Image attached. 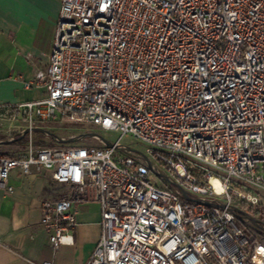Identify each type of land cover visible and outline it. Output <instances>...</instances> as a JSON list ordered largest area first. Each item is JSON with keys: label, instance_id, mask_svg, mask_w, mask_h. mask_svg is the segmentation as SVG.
Returning <instances> with one entry per match:
<instances>
[{"label": "built area", "instance_id": "2783aa9c", "mask_svg": "<svg viewBox=\"0 0 264 264\" xmlns=\"http://www.w3.org/2000/svg\"><path fill=\"white\" fill-rule=\"evenodd\" d=\"M60 2L48 66L24 82L44 98L1 106L23 121L27 150L0 157V189L12 192L16 169L73 188L41 204L53 251L73 245V205L98 203L101 237L86 264H264V241L232 212L252 209L264 224V0ZM52 122L118 137L112 147L36 149L33 129ZM127 136L157 172L213 206L150 181L141 159L118 153Z\"/></svg>", "mask_w": 264, "mask_h": 264}, {"label": "crops", "instance_id": "0c3cea01", "mask_svg": "<svg viewBox=\"0 0 264 264\" xmlns=\"http://www.w3.org/2000/svg\"><path fill=\"white\" fill-rule=\"evenodd\" d=\"M60 7V0H15L0 9V142L17 139L24 124L21 119L11 123L1 106L45 96L42 88L25 89L24 82L33 80L37 71H45L48 66ZM44 126L41 128L50 131L47 124ZM37 134L40 133H34L36 149L40 148ZM20 141L0 145V156L23 157L27 143ZM7 186L12 192L0 189V264L87 263L101 237L98 203L73 205V245H62L53 251L40 225L41 204L68 197L73 188L52 180L50 172L33 171L24 176L18 169L10 172Z\"/></svg>", "mask_w": 264, "mask_h": 264}, {"label": "water", "instance_id": "95a60500", "mask_svg": "<svg viewBox=\"0 0 264 264\" xmlns=\"http://www.w3.org/2000/svg\"><path fill=\"white\" fill-rule=\"evenodd\" d=\"M33 131L35 133H40L42 135H45L46 137L50 138L51 140H53L56 143L59 144H75L78 142H81L83 140H86L88 138H93L96 139L98 141H100L105 147H112L114 146L113 143L107 141L106 139L100 137L97 134H80L78 136H74V137H70L68 139H61L56 137L54 134H52L49 130L43 129V128H35L33 129ZM27 134V131L23 132V134H21L17 139H9V140H5V141H1L0 145L2 144H9V143H13V142H17L22 140L25 135ZM116 148L120 151H125L128 153L133 154L134 156H136L137 158L141 159L148 167L149 171L156 177L160 178L162 181H164L165 184H167L168 186L175 188L179 191V193L181 194V196L183 197L184 200L186 201H190V202H196V203H201L207 206H213L212 203L210 202H205V201H200V200H196L191 198L187 192H185L184 190H182L174 181H172L169 177L165 176L162 173L157 172L152 163L150 162V160L143 154V152H140L138 150L126 147V146H116ZM208 183L212 186L214 192L216 194H222L223 190L221 187V184L219 182L218 179L216 178H211ZM232 212L237 216L238 219H243L247 222H249L250 224H252L256 229H258L260 232H262L264 234V224L257 220L256 218L250 216L247 212L243 211L242 209L239 208H232Z\"/></svg>", "mask_w": 264, "mask_h": 264}, {"label": "rangeland", "instance_id": "374dc122", "mask_svg": "<svg viewBox=\"0 0 264 264\" xmlns=\"http://www.w3.org/2000/svg\"><path fill=\"white\" fill-rule=\"evenodd\" d=\"M42 127H45V126L42 125ZM47 127L50 129V132L52 134H54L56 137L61 138V139H68L70 137L78 136L80 134H88V133L97 134L109 142H114L118 137V134H116L115 132L102 131L100 128L93 127V126L85 127V126L74 125L70 123L52 122V123L47 124ZM49 141H51V139H47L46 141L48 144L46 145L47 147L50 146V147L69 148V147H101L102 146L100 141L93 139V138H88L86 140H83L75 144H59L56 142L49 144L48 143ZM122 145L138 150L140 152L144 151V145H142L141 143L137 142L136 140L128 136L123 139ZM118 153L120 155H123V153L120 152L119 150H118ZM150 181H152L157 186L165 185L164 181H162L160 178L153 176V175L150 176ZM260 194L264 200V193L260 192ZM263 210H264V207H263ZM243 211L247 212L246 209H244ZM261 216L263 217V220H264V213ZM259 218L260 216H258L256 219L258 220ZM245 223L247 227V234L251 240H255L259 242L264 241V234L262 232L256 229L249 222L246 221Z\"/></svg>", "mask_w": 264, "mask_h": 264}, {"label": "trees", "instance_id": "16d2710c", "mask_svg": "<svg viewBox=\"0 0 264 264\" xmlns=\"http://www.w3.org/2000/svg\"><path fill=\"white\" fill-rule=\"evenodd\" d=\"M37 137L39 138V140L37 141V144H38L39 147H44V146L48 145L47 142H46L47 139H45V137H44L43 135H41V134H37ZM20 142H21V143H27V138L24 137ZM53 142H54V141L51 140V141H49L48 143H49V144H52ZM0 157H4V156H0ZM241 209H242V210L246 209V210H247V213H248L250 216L254 217V218H257V217H258L257 214H255V213L253 212L252 209H247V208L244 207V206H242ZM245 222H246V221L243 220V219H237V225H238V227L241 228L245 233H247V227H246V223H245Z\"/></svg>", "mask_w": 264, "mask_h": 264}, {"label": "snow or ice", "instance_id": "6c2138e0", "mask_svg": "<svg viewBox=\"0 0 264 264\" xmlns=\"http://www.w3.org/2000/svg\"><path fill=\"white\" fill-rule=\"evenodd\" d=\"M15 0H0V9L4 7L6 3H13Z\"/></svg>", "mask_w": 264, "mask_h": 264}]
</instances>
